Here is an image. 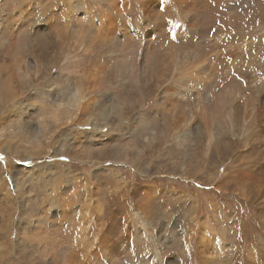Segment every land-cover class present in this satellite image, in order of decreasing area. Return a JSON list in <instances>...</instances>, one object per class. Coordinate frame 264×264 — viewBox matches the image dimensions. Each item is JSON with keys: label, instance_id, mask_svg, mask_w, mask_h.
Wrapping results in <instances>:
<instances>
[{"label": "rangeland", "instance_id": "rangeland-1", "mask_svg": "<svg viewBox=\"0 0 264 264\" xmlns=\"http://www.w3.org/2000/svg\"><path fill=\"white\" fill-rule=\"evenodd\" d=\"M99 247L264 264V0H0V264Z\"/></svg>", "mask_w": 264, "mask_h": 264}, {"label": "crops", "instance_id": "crops-1", "mask_svg": "<svg viewBox=\"0 0 264 264\" xmlns=\"http://www.w3.org/2000/svg\"><path fill=\"white\" fill-rule=\"evenodd\" d=\"M120 2H124V1H128V0H119ZM126 11H127V9H126ZM129 22H130V20H129ZM128 22V23H129ZM51 209H50V214H51V212H52V214H51V216L53 217L54 215H55V213H53V211H56V210H58L59 209V207H54V206H49ZM70 221V220H69ZM111 248V247H110ZM97 252H98V257H99V260H100V262H101V264H103L104 262H107V260H106V258H107V252H104L103 251V248L101 249V247H99V248H97ZM94 254H95V251H94ZM109 257V256H108ZM109 258H111V257H109ZM110 262L111 261H109V262H107V263H109L110 264ZM220 264H223L222 262L220 263Z\"/></svg>", "mask_w": 264, "mask_h": 264}]
</instances>
